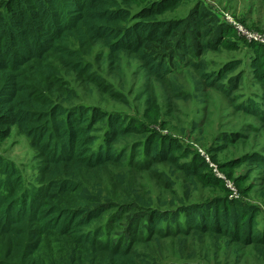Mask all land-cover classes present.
Masks as SVG:
<instances>
[{"label":"trees","instance_id":"16d2710c","mask_svg":"<svg viewBox=\"0 0 264 264\" xmlns=\"http://www.w3.org/2000/svg\"><path fill=\"white\" fill-rule=\"evenodd\" d=\"M183 1L0 0V128L8 133L17 128L43 161L36 182L25 187L21 172L0 158V264H167L161 254H142L138 245L180 236L213 235L264 247V222L259 228L252 206L235 205L221 214L220 204L212 210L210 199L191 212L182 203L177 213H168L155 209L152 199L119 201L126 169L162 163L185 171L193 186L196 170L181 168L168 146L153 138L143 146L132 144L127 158L123 142L135 137V122L64 106L54 83L51 59L86 73L74 47L98 43L115 59L135 55L156 81L191 65L204 87L229 95L242 81L243 63L232 60L210 71L206 58L223 52L231 35L217 30V19L201 11V4L184 17L166 18L186 7ZM249 44L255 59L250 68L264 89V45ZM241 111L264 114L255 101ZM251 161L264 163L257 156ZM110 168L111 175H103ZM223 203L227 208L231 202Z\"/></svg>","mask_w":264,"mask_h":264},{"label":"rangeland","instance_id":"374dc122","mask_svg":"<svg viewBox=\"0 0 264 264\" xmlns=\"http://www.w3.org/2000/svg\"><path fill=\"white\" fill-rule=\"evenodd\" d=\"M199 4L204 7L201 11L217 19V30L231 35L223 52L208 55L206 69L218 70L232 60L243 63L238 71L242 81L231 86L229 95L204 87L199 69L191 65L178 67L165 81H156L146 75L135 55L121 54L115 59L98 43L74 47L86 73L64 68L60 61L51 59L57 72L54 83L64 106H84L135 122V137L123 142L129 148L127 158L131 157L132 144L143 146L153 138L168 146L181 168L196 170L197 184L193 186L185 171L162 163L153 169H126L119 201L136 196L152 199L155 209L168 213H177L182 203L191 212L196 204L210 199L215 201L212 210L220 204L221 214L244 204L258 210L257 222L262 228L264 163L257 164L251 158L264 159V114L259 118L241 110L246 102L255 101L264 113V89L250 68L255 60L253 47L228 24L226 15H232L248 31L264 35V0H184L186 7L166 18L184 17ZM0 158L21 172L25 187L36 182L43 167L31 140L17 128L10 133L0 128ZM112 171L110 168L103 175L109 177ZM186 192H190L188 197ZM223 200L231 202L227 208ZM138 249L146 256L161 254L167 264H264V247L239 246L213 235L170 237L140 243Z\"/></svg>","mask_w":264,"mask_h":264},{"label":"built area","instance_id":"2783aa9c","mask_svg":"<svg viewBox=\"0 0 264 264\" xmlns=\"http://www.w3.org/2000/svg\"><path fill=\"white\" fill-rule=\"evenodd\" d=\"M226 21L228 22V24H230L231 26H233L238 34L247 39L249 42H257V43H261L264 45V35L258 34V33H253L248 31L247 29L243 28L241 26L240 23H238L235 18L232 15H226ZM228 182V181H227ZM228 185L231 186V184L228 182Z\"/></svg>","mask_w":264,"mask_h":264}]
</instances>
